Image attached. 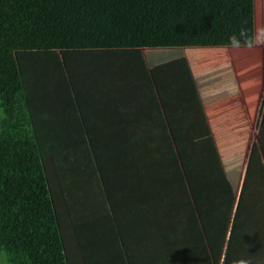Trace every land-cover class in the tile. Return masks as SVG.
Segmentation results:
<instances>
[{
    "label": "trees",
    "instance_id": "1",
    "mask_svg": "<svg viewBox=\"0 0 264 264\" xmlns=\"http://www.w3.org/2000/svg\"><path fill=\"white\" fill-rule=\"evenodd\" d=\"M255 27L256 0H0V254L8 264H85L52 157L38 141L20 52L80 59L100 50L231 48L234 32ZM257 126L222 264L241 256L264 264V247L251 253L252 204L264 205V102Z\"/></svg>",
    "mask_w": 264,
    "mask_h": 264
},
{
    "label": "crops",
    "instance_id": "2",
    "mask_svg": "<svg viewBox=\"0 0 264 264\" xmlns=\"http://www.w3.org/2000/svg\"><path fill=\"white\" fill-rule=\"evenodd\" d=\"M208 50H212V48ZM123 51L112 52V54L108 51L106 54V51L103 50L86 52L83 57L80 59L75 57L74 60L82 64L88 62L86 59L97 58L98 54L113 55L115 58L111 62H106L108 60H105V62L98 59L93 60L111 68L116 66V57L120 56ZM126 51L130 52V55H134L135 51L138 50L134 52L131 50ZM195 51L198 50L191 49L188 51V57L193 61L192 63L186 62V60L188 61L187 58H182L176 64L167 65L166 76L177 74V77L173 80L166 79V87L162 90L163 92L169 91L172 85L179 84L178 77L188 76L193 80L188 82V91H185L186 88H182L184 94H179L176 97L172 94L166 95V104L157 95L155 101L153 99L155 93L153 94L152 91H155L157 86L155 88L154 79L148 73V69L152 67L148 68L145 56H142L143 60L140 61L135 58L130 59V62L133 61L131 66L133 69L129 73L133 79L130 81L134 80V82L127 87L130 92L126 96L123 95V89L126 88L122 84L121 72L112 77L111 82L113 85H118L115 87L108 86L109 91L103 87H98V85L83 87L89 94L84 96L83 102L82 99L80 101L82 102L81 112L83 116L78 118V122L82 119L84 122H80L76 126L77 129H73L72 138L75 139L73 133L77 134L78 137L81 134L95 135L92 137L95 158L91 162L87 155H80L79 165H85L81 167V170H78L79 168L74 169L76 166H68L71 161V151L67 148L61 153L66 161L67 169H65L66 166H63L64 172L60 173L54 166V170H56L68 216H71L72 219L73 213L83 211L76 210L73 212L70 209V204L73 201L71 194L74 197H79V194L74 191L76 185H80L84 189L82 196L88 199L89 202L92 200L95 204L99 202L104 204L103 214H110V207L106 206L105 200L107 195L113 200V206L117 205L118 200L125 204L133 198L136 199V203L130 205L127 212H131L132 216L146 217V224L141 223L138 226L133 224L131 219L130 224L132 226L130 227L140 237L135 239L131 236L130 242L133 250L136 247L147 249L142 245L146 246L149 243L154 246L155 237L160 236V233L157 232L160 227L156 225L154 228V223L164 228L170 219L174 221L177 214L183 213L185 224L181 222L177 228L179 246L185 252L186 239H188L187 230L193 229L192 224L186 223H191L194 217L195 237L193 239L198 253V258L193 254L192 257L187 259V263L195 264L198 261V263L214 264L217 253L216 243L222 245L223 240L217 235V229L211 230L208 223L203 222L201 217L202 204L206 203V208L211 212L217 213L220 209L226 215V218L219 222L225 228L227 240V228L239 203L251 147L258 141L259 111L257 112L256 106L258 107L259 101L262 99H260L261 88L257 85H253L254 88L252 89L250 86H244L245 88H243V85L237 83L233 73L237 65L231 61L225 64V69L227 68L226 65L230 68V71L229 69L225 71L230 79V85L225 82L226 86H222L220 89L215 86L213 90L207 79L203 80L201 84L200 76L203 74V68L209 67L217 58L211 60L202 59L205 56L193 58L195 57ZM198 54H202V52L198 51ZM207 54L213 55L210 52H207ZM202 62L204 63L202 64ZM183 63H186V66H183ZM91 65L101 66L95 63ZM245 66L242 64L240 70ZM188 67L190 69H187ZM119 68H122V65ZM187 70H189V73ZM107 73H109L108 70ZM118 78L119 80H117ZM245 80L249 79L246 78ZM232 81H235L237 85L232 87ZM207 85L209 86L205 88ZM236 88L237 91H235ZM235 92H238V96L235 95ZM184 95L186 100L180 103ZM235 97H238V99H235ZM256 100H259L258 103ZM61 108L67 112V110H70V105L64 102ZM103 108L105 109L102 110ZM55 117L60 120L56 129H64L65 125L74 124L72 117L71 119L66 118L65 124L62 112L55 113ZM71 120L72 122L68 123ZM97 136H102V138L113 137L114 144L117 143L118 148L121 150L129 147L133 137H135L137 144L141 143L144 146L147 145V147H164L166 168L161 176H166V178L163 180V185L160 188L155 186L157 182L153 180L152 174L148 171L149 169H145L143 174L137 172L133 178L129 177L126 185L119 184L114 178L109 177L104 167L98 165V163L106 162L107 157L113 155V152L118 149H110V147L105 149V144ZM92 163L94 166L98 165L99 167L85 170V166L87 164L92 165ZM107 182L109 185L106 184ZM221 184L231 185V187H234L232 190L236 191V194L233 195V191L230 192L227 188L218 191L217 185ZM131 185L135 187L132 188ZM94 196L96 198H92ZM217 197L228 200V202L226 201L227 205L225 202L219 204L211 202ZM204 200L206 201L203 202ZM89 202L85 201L86 211H83L87 215L93 208L89 207ZM259 204L260 202L257 201L252 204V210L255 213L253 216L256 217L257 223L251 229L252 235L256 237L251 238L254 248L251 253L253 254V251H255L257 256L256 249L259 247L263 249L264 247V205L260 206ZM155 206L159 207L161 212H157ZM188 206L189 212L186 211ZM248 210H251V205ZM97 214H100V210ZM187 215H189V218ZM246 220H248V217H246ZM116 223L114 221L112 225L114 232H116ZM100 225L99 230L102 226L111 224L103 220ZM154 229L156 230L155 233ZM170 236L168 235V237ZM117 250L115 249V252ZM116 258L119 257L116 256Z\"/></svg>",
    "mask_w": 264,
    "mask_h": 264
},
{
    "label": "rangeland",
    "instance_id": "3",
    "mask_svg": "<svg viewBox=\"0 0 264 264\" xmlns=\"http://www.w3.org/2000/svg\"><path fill=\"white\" fill-rule=\"evenodd\" d=\"M259 25H264V0H256V26ZM183 48L184 49L166 48L143 49L138 51L131 50L133 52L135 51L134 55H130V52L125 50L123 51L125 54L121 52L120 56L118 55L116 57V66H112L111 68H108L105 65L103 66L101 62L93 60L98 59L103 62L108 60L106 62H111L114 61L115 58L113 55L106 56L104 54H98L99 56L97 58L92 60L86 59L88 62L80 64L77 60H73L75 58L73 55H81H71L70 52H50V54H41V52L31 51L20 52L18 55L20 73L24 82L29 107L33 119L35 120V128L37 130V136L39 137L38 141L43 155L52 157V160H54V166L60 171V173L64 172L63 166H66L65 169H67L66 161L61 154L63 153V150L67 148L71 151V161L68 166H76L74 169L79 168L78 170H81V167L85 164L81 166L79 165L80 155H87L89 159H91V162H93L92 160L95 158V148L91 147V144H93L92 136L85 134V136L76 139L78 136L73 133L75 139L72 138L73 129H77L76 126H78L80 122H84L83 119L78 122V118L83 116L81 109L84 96L89 94L87 90L83 89V87L98 85V87H103L109 91L110 88L108 86L111 85L112 87H115L118 85H113L111 82L113 79L112 77L121 72L122 84H124L123 86L126 88L123 89V95L126 96L130 92L127 90V87L134 82V80L130 81L133 78L129 75L133 69L131 67L133 61L130 62L131 58L140 61L143 60L142 56H145L148 68L152 67L148 69V73L152 79H154L155 88L157 86L155 91H152L153 94L155 93L153 99L155 101L157 95L165 104L166 95L172 94L176 97L179 94H184L182 88H186L185 91H188V82L193 80V78L188 76L178 77L180 80L179 84L175 86L172 85V88L169 91H162L164 87H166V79L173 80L177 77V74L166 76V70H168V68H166L167 65L176 64L177 61L182 58H187L188 61L186 60V62L192 63L193 61L188 57L189 50L193 49L202 52V54H198V51H195V57L193 58L199 56H205L202 58L204 60L217 58L209 67L203 68V74L200 76L201 84L203 80L207 79V82L212 85L213 90L215 86L217 89L226 86L225 82L230 85V79L225 72L227 69L230 71V68L226 65L227 68L225 69V64H228L229 61L234 62V64L237 65V68H235V71L233 70L235 75V77H233L237 80L239 85H243V88H245L244 86H250L252 89L254 88L253 85H257V87L261 88L260 99L262 100H258L259 105L258 107L256 106L257 112L260 110L262 103L264 102V47L254 49L212 48V50H208L211 48ZM207 52H210V54H213L214 56L208 55ZM92 63L101 66L91 65ZM203 63L204 62H202V64ZM206 63H208V61H206ZM242 64L243 66H248H245V68H241L240 70ZM121 65L122 68H119ZM182 65L186 66V63H183ZM187 69L190 68L188 67ZM107 70L109 73H107ZM187 71L189 73V70ZM94 73L96 74L94 75ZM246 78L249 80H245ZM117 80H119V78ZM231 85L234 87L237 84L235 81H232ZM208 86L209 85L205 88ZM148 87H150V85H148ZM235 91H237V88ZM237 93L235 92V95L238 96ZM81 99L82 102H80ZM235 99H238V97H235ZM184 100H186L185 95L182 97L180 103ZM64 102H67L68 105H70V110H67V112L62 108L60 109ZM252 102H254V100H252ZM104 109L105 108L102 110ZM59 112H62L65 124V119H71V117L74 119V124L68 126L65 125L64 129H56L60 120L58 117H55V113ZM71 122L72 120L68 123ZM97 137L103 141L106 146L105 149H109V147L110 149H118L116 152H113V155L107 157L108 160L106 162L103 161L98 163V165L104 167L109 177L114 178L119 184L126 185V181L129 177L133 178L134 174L137 172L143 174L145 169H149L148 171L152 174L153 180L157 182L155 186L160 188L161 185H163V180L166 178V176H161L166 168V161L164 158L166 157V152L164 147H147V145L144 146L141 143L137 144L135 137H133V141L132 143L130 141L129 147H125L124 150H121L118 148L117 143L114 144L113 137ZM92 165L87 164L85 170H92L91 168L99 167L98 165H93V167H91ZM102 184L104 185L103 181ZM106 184L109 185L108 182ZM131 187L133 188L135 186L131 185ZM217 188L218 191H223L227 188L232 192L234 187H231V185L228 184H221L217 185ZM74 191L79 194V197H74L71 194L73 201L70 204V209H72L73 212L76 210L86 211L85 201L89 202V200L82 196L84 189H82L80 185H76ZM232 194L235 195L236 191H233ZM92 198H96V196ZM105 200L106 206L110 207V214H103L105 208L102 202L95 204L91 200L88 204L89 207L93 208L89 215L83 211H78L76 213L72 212L73 219L70 216L72 223L74 221L73 225L75 227V233L79 241L80 249L82 250L85 264H104L106 262L107 264H113L119 258L122 261V264H191L187 263L189 257H192L194 254V256L198 258L196 243L193 239V237H195L194 217L191 223H186L192 224L193 229L187 230L188 239H186L187 246L185 252L179 246L180 241L177 239L178 224H181V222L185 224V216L183 213V215L181 213L177 214L174 221L169 218L170 220L166 223V227L164 228H162L161 225L154 223V228L156 225L160 227V229L157 230V232L160 233V236L155 237L156 241L154 242V246L152 243H149L148 245L145 243L146 246L142 245V247H147V249H139L136 247L132 250L130 242L131 236L135 239L140 237L136 235L130 227L132 226L130 224L131 219L133 224L139 226L141 223L146 224V217H140L138 215L132 216L131 212H127L130 205L136 203V199L134 198L125 204L118 200L117 205L114 206L113 200L110 196L107 195ZM205 201L206 200L203 202ZM226 201L228 202V200L219 199L217 197L211 202L217 204L225 202L227 205ZM202 207L201 217L203 222L208 223L211 230L217 229V235L223 240L222 245L216 243L217 253L214 261V264H221L222 252L225 247H223V243L226 241V233L225 228L221 226L222 223L219 221L225 219L226 215L222 213L220 209L217 213L209 211L206 208V203H203ZM155 209L157 212H161L159 207L155 206ZM99 210L100 214H97ZM186 211L189 212V206ZM187 217L189 218V215H187ZM103 220L111 225L102 226L99 230L98 228L101 226L100 222ZM114 221L117 222L115 225L116 232H114L112 227ZM142 229H144V227H142ZM155 232L156 230L154 229V233ZM168 235L171 236L168 237ZM115 249H118L117 252H115ZM116 256L119 258H116ZM0 264H8L6 256L3 253L0 254ZM195 264L205 263H198L197 261Z\"/></svg>",
    "mask_w": 264,
    "mask_h": 264
},
{
    "label": "clouds",
    "instance_id": "4",
    "mask_svg": "<svg viewBox=\"0 0 264 264\" xmlns=\"http://www.w3.org/2000/svg\"><path fill=\"white\" fill-rule=\"evenodd\" d=\"M228 47L233 49H254L264 47V25L256 26L254 29H241L229 37ZM231 264H256L251 256H241L234 259Z\"/></svg>",
    "mask_w": 264,
    "mask_h": 264
}]
</instances>
